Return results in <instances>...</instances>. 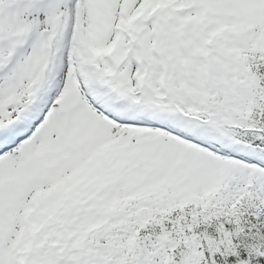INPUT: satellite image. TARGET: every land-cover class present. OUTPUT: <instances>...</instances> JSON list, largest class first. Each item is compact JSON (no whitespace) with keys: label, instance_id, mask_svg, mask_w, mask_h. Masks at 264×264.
I'll return each mask as SVG.
<instances>
[{"label":"rangeland","instance_id":"rangeland-1","mask_svg":"<svg viewBox=\"0 0 264 264\" xmlns=\"http://www.w3.org/2000/svg\"><path fill=\"white\" fill-rule=\"evenodd\" d=\"M27 1L10 0L6 4L7 0H0V68L5 64V59L10 58L8 51L14 50L17 46L12 37H17V43L20 42L26 24L37 30L44 27L49 29L54 9H59L63 0H50L48 6L40 10ZM181 1L183 3L165 7V0H161L158 5V19L152 22L149 19L150 14L145 13L143 9L145 0H87L78 4L79 7L86 4V11L81 10L80 14L83 21L81 31L85 32L86 45L90 49L87 58L99 56L96 50H91L95 47L94 36L99 33V39L105 43V47L110 48L109 53L116 63L126 55L130 56V61L118 74L120 86L132 93L130 96H135L139 87L140 80L135 79L134 75L140 72L147 76L148 84L154 93L153 97L150 98L149 95L144 98L143 103L146 107L141 105L146 108L143 115L147 117H160L154 113H162L164 107L167 111L173 110L172 107L166 106V101L163 100L164 87L161 91L156 87L157 73L161 72L162 63L167 61V58L171 66L168 71V74L172 75L170 85L176 98L174 112L191 114V110L201 111L197 100L206 102L210 97L207 88L199 82L204 61L199 49L205 44V36L210 32L214 33L216 27L214 22L216 18L218 21L220 16L203 17L207 5L212 4L214 0ZM217 1L216 8L219 12L241 15L244 20H247L251 12L254 14L264 10V0ZM195 2L198 5H195ZM182 4L184 6L181 8ZM121 12L126 16L121 17L119 15ZM193 15H197L198 20L188 22L187 17ZM113 25L124 29L133 28L134 35L137 36V45L130 49L126 37L112 31ZM54 35L56 34L51 32L46 43L33 48L22 58L13 73L0 81L1 123L15 126L17 120L22 119L21 114L33 115L41 107L46 108L45 119L40 122L30 139L12 153L0 158V260H3L5 250L15 242L14 236L19 227L17 220L20 215L30 211L29 224H34L38 232L33 236L26 229L23 236L27 247L20 245L18 253L22 257L26 256L25 264H91L81 263L80 258L85 255L90 261L97 255L99 260L104 259L108 264H116L117 260L125 258L127 253L136 250L133 241H125L132 239L130 232L123 234L120 239L116 234L102 233L101 239L95 244L88 231L74 232L72 225L71 234L64 236L61 227L51 223L50 220L53 219H50L49 213L61 209L59 202L66 192L64 188H67V184H71L72 180L79 179L80 176L91 179L95 177V180L97 177L100 178V167L94 163L101 161V152L110 143H114L113 146H118V141L129 144L127 145L131 147L129 150L121 148L129 155L136 152L144 156L143 151L148 152L149 149L142 148L140 139L143 135L139 134L138 130L109 124L110 121L91 114L88 108L82 109L83 101L70 77L67 65L69 50L65 53V65L59 64L57 74L52 75L49 59L52 57L50 43ZM249 39L264 49V22L258 28L249 31ZM207 40L214 51L212 63L216 86L213 96L221 106L222 112H225V119L232 122L241 113L243 106L249 104L248 99H252V93L247 82L240 83L238 76L237 79L233 78L234 67L228 71L230 78H225V62L219 53V40L211 34ZM154 49L158 53L156 57L152 52ZM74 54L76 53L73 50L71 55ZM132 55L138 59L141 57L145 61L143 65L136 64L133 61L136 58ZM186 62L193 69V78L188 82L183 79ZM85 67L88 68V65L85 64ZM44 88L45 101L37 106V110L28 111L34 96ZM193 89L196 90V99L192 98ZM78 101L82 105H78ZM206 109L205 105L203 112ZM65 114H69L72 119L71 124L66 127L61 124L62 116ZM184 121L200 142H214L223 151L231 150L224 141L220 143L219 139L222 140V137L216 135V132L200 125L198 115L194 117L188 115ZM149 140L151 144L155 142L159 145L157 151L169 156V164L162 167L150 164L148 168L152 173H147L143 185L157 194L163 182L171 177L168 174H178L181 171L174 181L167 184L169 185L166 186L167 192L174 182L186 179L182 186H174V193L155 195L148 199L146 205L149 210H167L184 198L197 197L200 192L207 194L224 182L228 185L229 180L236 176L238 185L248 184L250 181L252 188L264 180V169L251 170L245 161L244 163L225 161L222 157L205 152L202 147L192 150L187 146H181L172 138L156 134L150 136ZM245 156L249 157V151ZM254 159L264 164L261 156ZM88 164L92 167L88 166L90 169L83 170ZM32 193L45 195L46 206L41 207V210L37 209L39 203L33 205L28 202ZM103 204L99 203L101 214L104 211ZM172 245L173 243L165 237L151 238L143 250L140 264H163ZM57 247L63 251L64 257H59Z\"/></svg>","mask_w":264,"mask_h":264},{"label":"trees","instance_id":"trees-1","mask_svg":"<svg viewBox=\"0 0 264 264\" xmlns=\"http://www.w3.org/2000/svg\"><path fill=\"white\" fill-rule=\"evenodd\" d=\"M243 65H247L246 69L255 89L264 93V64L259 62V58L250 56L248 52ZM256 102L257 106L264 105L262 95H257ZM260 120L264 122V114ZM115 218L118 223H123L122 220L119 221L118 216L115 215ZM247 220H249L247 228L241 233L238 232L239 234L235 237L233 233L217 230L216 234L209 239L191 238L187 240V248H179L171 254L172 263L177 264L180 259L190 263L193 259L195 264H217L219 259L222 263L227 264L232 259L246 257L244 256L246 254L256 261L254 264H263L259 261L257 250L264 252V218L248 216ZM210 225L211 222L203 224L198 228V231L209 229ZM99 229L100 227L93 231L94 235L99 232ZM222 252H225V257L220 259L219 255Z\"/></svg>","mask_w":264,"mask_h":264},{"label":"bare ground","instance_id":"bare-ground-1","mask_svg":"<svg viewBox=\"0 0 264 264\" xmlns=\"http://www.w3.org/2000/svg\"><path fill=\"white\" fill-rule=\"evenodd\" d=\"M72 0H68L66 2V8H65V13L67 15H69L70 13V6H71ZM64 41H65V36H59L56 38V62L52 63V70H54L55 72L58 69V63L59 61L61 62L62 58H60V56L64 53L65 47H64ZM44 100V96L42 94H38L35 96L34 98V102H33V106L34 108H36L40 103H42V101Z\"/></svg>","mask_w":264,"mask_h":264}]
</instances>
